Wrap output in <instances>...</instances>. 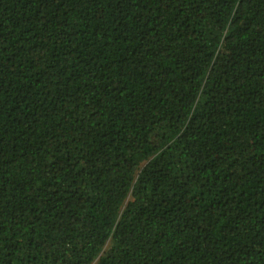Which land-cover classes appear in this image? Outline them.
<instances>
[{"label": "trees", "instance_id": "trees-1", "mask_svg": "<svg viewBox=\"0 0 264 264\" xmlns=\"http://www.w3.org/2000/svg\"><path fill=\"white\" fill-rule=\"evenodd\" d=\"M0 264H264V0H0Z\"/></svg>", "mask_w": 264, "mask_h": 264}]
</instances>
